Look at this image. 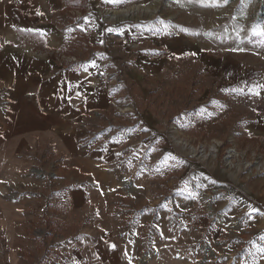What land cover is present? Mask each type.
<instances>
[{
    "label": "rangeland",
    "instance_id": "obj_1",
    "mask_svg": "<svg viewBox=\"0 0 264 264\" xmlns=\"http://www.w3.org/2000/svg\"><path fill=\"white\" fill-rule=\"evenodd\" d=\"M62 1L60 39L26 31L10 41L0 33V117H45L47 132L57 117H86L89 151L103 147L94 168L117 180L116 202L132 212L127 226L137 228L146 211L157 222L155 246L146 236L126 264L165 254L195 264H264V36L253 35L264 27V0ZM125 8L134 14L109 16ZM97 22L132 33L97 36ZM9 48L77 72L79 88L85 82L77 104L61 103L52 88L14 91L10 103ZM32 60L26 76L42 66ZM46 161L48 170L31 172L56 178ZM40 235L45 252L66 233Z\"/></svg>",
    "mask_w": 264,
    "mask_h": 264
},
{
    "label": "crops",
    "instance_id": "obj_2",
    "mask_svg": "<svg viewBox=\"0 0 264 264\" xmlns=\"http://www.w3.org/2000/svg\"><path fill=\"white\" fill-rule=\"evenodd\" d=\"M65 6L62 0H0V33L6 40L26 31L40 33L50 41L60 39V17ZM133 10H118L113 17H130ZM92 26L99 33L97 36L104 29L124 36L132 33L131 27L121 25L97 22ZM5 52L9 61L4 84L11 91L10 103L15 98L14 91L52 88L59 91L61 103L77 104L78 89H85L83 78V88L78 86L77 72H58L57 67L44 59L40 62L28 49L9 48ZM32 59H37L42 66L26 76L24 67L32 66ZM52 70L56 71L49 79ZM69 90H73V94H69ZM85 119L57 117L55 129L47 132L45 117H22V123L18 122L19 117H0V264H36L33 263L36 259L38 264H126V258L142 248L141 241L146 236L151 247L157 243V222L152 221L155 216L151 211L140 214L137 228L127 226L126 219L132 212L123 211L116 202L119 199V193L114 190L117 180L106 179V173L102 176L101 165L94 168L93 155L101 161L97 163L102 164L99 155L103 147L89 151ZM46 135L51 138L48 146ZM111 148H115L114 143H110L107 150ZM116 148L123 151V147L116 145ZM49 157L56 178L31 172L33 169L48 170L51 162L46 158ZM111 169L103 171L112 173L111 177L118 174L116 169ZM137 182L134 191L138 189ZM134 198L141 200L136 193ZM147 200L151 206L152 199ZM146 225L148 228L142 231L141 227ZM57 227L66 235L44 252L41 248L43 236L38 237L39 233ZM194 262L193 257L175 259L165 254L150 258L146 264Z\"/></svg>",
    "mask_w": 264,
    "mask_h": 264
},
{
    "label": "snow or ice",
    "instance_id": "obj_3",
    "mask_svg": "<svg viewBox=\"0 0 264 264\" xmlns=\"http://www.w3.org/2000/svg\"><path fill=\"white\" fill-rule=\"evenodd\" d=\"M225 2H226V0H225ZM161 23H163V22L161 21ZM253 35L264 36V27H261L258 31L254 29L253 30ZM259 87H264V85H260ZM253 211H257V210L253 209ZM262 214H264V213H262ZM262 239H264V237H262ZM113 247H115V246L113 245ZM260 251L264 252V248H261Z\"/></svg>",
    "mask_w": 264,
    "mask_h": 264
},
{
    "label": "bare ground",
    "instance_id": "obj_4",
    "mask_svg": "<svg viewBox=\"0 0 264 264\" xmlns=\"http://www.w3.org/2000/svg\"><path fill=\"white\" fill-rule=\"evenodd\" d=\"M128 13V12H127ZM116 15V11H113V12H111L110 14H109V16H111V17H113V16H115ZM110 17V18H111ZM123 18V17H122ZM210 251H212L211 249L209 250V249H207V252H210Z\"/></svg>",
    "mask_w": 264,
    "mask_h": 264
},
{
    "label": "built area",
    "instance_id": "obj_5",
    "mask_svg": "<svg viewBox=\"0 0 264 264\" xmlns=\"http://www.w3.org/2000/svg\"><path fill=\"white\" fill-rule=\"evenodd\" d=\"M143 260V257H141L138 261H136V264H137V262H141Z\"/></svg>",
    "mask_w": 264,
    "mask_h": 264
}]
</instances>
